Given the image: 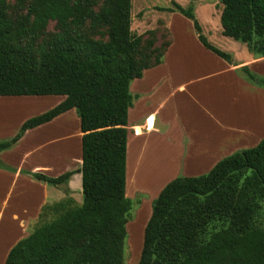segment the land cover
I'll use <instances>...</instances> for the list:
<instances>
[{
	"label": "trees",
	"instance_id": "1",
	"mask_svg": "<svg viewBox=\"0 0 264 264\" xmlns=\"http://www.w3.org/2000/svg\"><path fill=\"white\" fill-rule=\"evenodd\" d=\"M169 1L159 10L189 19L202 46L231 61L201 34L192 7ZM218 3L221 34L264 57V0ZM131 8V0H0V96L64 97L25 120L0 151L71 109L82 133L80 168L57 177L27 172L49 186L80 173L82 203L66 196L45 204L4 264H125L133 205L125 195L129 87L162 62L172 41L169 31L159 47L157 31L132 34ZM50 22L56 31L45 39ZM238 74L264 88V78L247 67ZM0 168L8 169L1 162ZM136 264H264V139L206 174L165 185L152 203Z\"/></svg>",
	"mask_w": 264,
	"mask_h": 264
},
{
	"label": "crops",
	"instance_id": "2",
	"mask_svg": "<svg viewBox=\"0 0 264 264\" xmlns=\"http://www.w3.org/2000/svg\"><path fill=\"white\" fill-rule=\"evenodd\" d=\"M185 27L181 39L173 36L162 62L145 70L129 87L133 98L126 125L125 195L129 199L149 192L152 203L176 177L206 174L223 158L264 139V88L238 74L240 68L247 67L264 78V57L253 56L245 44L240 48L228 37L220 40L222 47L205 37L229 54L231 61L227 62L202 46L191 24L186 22L181 29ZM27 97L0 96V143L12 139L25 120L36 116L23 115V111L27 105H39L42 100L38 99L44 98ZM56 97V105L64 100L63 96ZM77 118L71 109L27 130L15 144L0 151V162L8 167L0 168V264L31 232L45 204L66 196L78 205L82 203L80 173L58 186L27 174L57 177L80 168L82 133ZM147 119L151 128L145 130ZM56 122L60 130L57 137L64 143L62 147L66 146L65 151L58 152L62 155L58 159L43 161L38 154L39 141ZM54 153L47 151L45 155L56 156ZM138 170L147 171L145 178L140 172L137 175ZM142 211L143 205L137 211L138 218Z\"/></svg>",
	"mask_w": 264,
	"mask_h": 264
},
{
	"label": "rangeland",
	"instance_id": "3",
	"mask_svg": "<svg viewBox=\"0 0 264 264\" xmlns=\"http://www.w3.org/2000/svg\"><path fill=\"white\" fill-rule=\"evenodd\" d=\"M174 1L183 8L192 7L196 20L200 24L201 34L216 46L222 47L219 44V42L220 40L225 39V37H223L221 34L220 13H219L221 10V6L218 3V0H174ZM131 5L132 8H131L130 29L132 31V34L137 36V35L145 34L148 31H157L156 37L158 41L156 42L155 47H159L160 43H163L168 40L169 36L167 31H169L171 39L173 38L174 35H177L176 37L177 39H181L182 32L186 31V27L183 31L181 29V26L185 25L186 22L191 24V27L193 26L192 22L189 19L182 16L181 14L163 12L159 10L160 8L170 7L171 4L169 0H131ZM55 31H56L55 23L50 22L46 29L45 34L43 35V38L45 39L48 38ZM226 39L232 43L236 42L238 44L237 46H239L240 48H242L241 46H243V44L238 41H233L228 38ZM145 43L146 42H144V45ZM27 98H44V99H38L42 101L37 106L27 105L25 110L23 111V115L24 114L38 115V113H44L56 105V102L58 100L57 98L59 97L38 96V97H27ZM35 102H39V101H35ZM58 122H56L53 126H51V129H49V131H46L47 133L44 136V138H42L39 141L40 146L38 147V149L40 152L38 154H40L39 158H42L43 161L50 160L51 162L52 158L56 159L57 157H59L58 155L60 154H58V152L65 151L66 146L62 147L64 143H62L60 138L57 137V135L60 134L59 133L60 130L57 127H55V125H57ZM47 151L56 152L54 153L56 154V156L47 157L45 155ZM60 157H62V155H60ZM139 172L140 171L138 170L137 175H139ZM145 172L142 171L140 172L143 178H145ZM146 184L148 183L146 182ZM148 187L149 186H147V188ZM80 197L82 200V196ZM130 199L131 201H133V205H132L131 217L127 222L128 225H126L127 236L125 243L124 263L136 264L138 262L141 251V237H142L143 229L145 227L144 221L146 219V216L150 217L151 212L149 211L152 210V203L155 199L152 201V203H150L149 192L138 193L134 198H130ZM142 205H143V211L138 218L137 211L139 208H141Z\"/></svg>",
	"mask_w": 264,
	"mask_h": 264
},
{
	"label": "built area",
	"instance_id": "4",
	"mask_svg": "<svg viewBox=\"0 0 264 264\" xmlns=\"http://www.w3.org/2000/svg\"><path fill=\"white\" fill-rule=\"evenodd\" d=\"M150 128H151V123L149 122V119H147L146 122H145V127H144V129H145V130H148V129H150Z\"/></svg>",
	"mask_w": 264,
	"mask_h": 264
}]
</instances>
